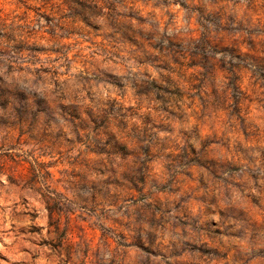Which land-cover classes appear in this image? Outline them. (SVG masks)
Wrapping results in <instances>:
<instances>
[{"label":"rangeland","instance_id":"374dc122","mask_svg":"<svg viewBox=\"0 0 264 264\" xmlns=\"http://www.w3.org/2000/svg\"><path fill=\"white\" fill-rule=\"evenodd\" d=\"M0 264H264V0H0Z\"/></svg>","mask_w":264,"mask_h":264}]
</instances>
